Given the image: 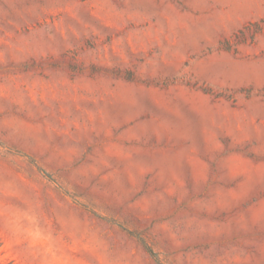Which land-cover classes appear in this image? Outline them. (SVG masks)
Masks as SVG:
<instances>
[{
    "label": "rangeland",
    "instance_id": "obj_1",
    "mask_svg": "<svg viewBox=\"0 0 264 264\" xmlns=\"http://www.w3.org/2000/svg\"><path fill=\"white\" fill-rule=\"evenodd\" d=\"M0 264H264V0H0Z\"/></svg>",
    "mask_w": 264,
    "mask_h": 264
},
{
    "label": "trees",
    "instance_id": "obj_2",
    "mask_svg": "<svg viewBox=\"0 0 264 264\" xmlns=\"http://www.w3.org/2000/svg\"><path fill=\"white\" fill-rule=\"evenodd\" d=\"M146 250L152 258L156 259V254L149 247H146ZM156 260L158 261V259Z\"/></svg>",
    "mask_w": 264,
    "mask_h": 264
}]
</instances>
